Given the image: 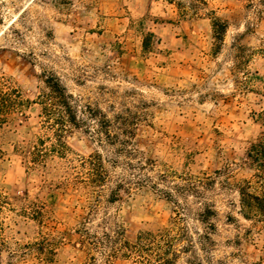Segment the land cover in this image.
Returning <instances> with one entry per match:
<instances>
[{"label":"rangeland","instance_id":"obj_1","mask_svg":"<svg viewBox=\"0 0 264 264\" xmlns=\"http://www.w3.org/2000/svg\"><path fill=\"white\" fill-rule=\"evenodd\" d=\"M207 2L0 0V83L23 100L0 127V264H137L124 241L176 223L196 252L177 264H264L239 192L264 140V4ZM211 10L229 23L221 45ZM52 73L79 125L45 122Z\"/></svg>","mask_w":264,"mask_h":264},{"label":"trees","instance_id":"obj_2","mask_svg":"<svg viewBox=\"0 0 264 264\" xmlns=\"http://www.w3.org/2000/svg\"><path fill=\"white\" fill-rule=\"evenodd\" d=\"M169 1L176 4L182 14H188L191 11L198 13L201 6L208 5L207 0H189V4L187 0ZM260 3L264 4V0H260ZM250 4H253V1ZM208 14L212 17L214 37L218 45H221L225 40L229 23L226 19L217 16L214 10H211ZM153 35L151 33L150 37ZM150 45L151 42L149 40L144 42L146 50L149 49ZM46 83L49 92L43 94L41 103L47 125H79L80 120L77 118V112L72 101L74 96L67 90L61 79L52 73L47 77ZM21 101H23L22 93L17 87L7 83H0V127L8 121L9 114L18 109V106L22 104ZM108 135H111V133L109 132ZM1 154L2 149H0ZM249 154L258 163L259 167L255 175V182L245 180L239 188L241 207L247 219H252L253 217L264 224V140L254 143ZM90 163V183L103 185L109 178V171L105 167L102 156L99 155ZM122 185L123 182H120L119 186ZM114 194V198L120 196L118 190H115ZM211 213H214V210L207 207L201 214L202 221L208 222L210 228L214 227V223L210 221ZM200 237L202 239H211L209 233L200 235ZM182 252L196 254L195 241L192 240L187 227L179 223H176L173 228L164 229L160 232H141L134 242L124 241L125 256H134V262L137 264H177Z\"/></svg>","mask_w":264,"mask_h":264}]
</instances>
